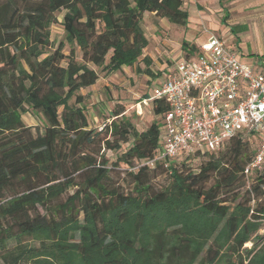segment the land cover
<instances>
[{"label":"trees","instance_id":"obj_1","mask_svg":"<svg viewBox=\"0 0 264 264\" xmlns=\"http://www.w3.org/2000/svg\"><path fill=\"white\" fill-rule=\"evenodd\" d=\"M185 2L0 0V264H264V163L245 173L259 135L195 151L209 156L197 169L189 156L149 165L163 144L167 103L150 101L159 121L145 130L123 107L91 128L78 94L99 82L98 70L114 74L141 58L154 75L142 20L185 26ZM60 13L65 42L55 46ZM183 46L186 59L199 51ZM29 109L44 117L43 132L24 122ZM119 167L128 192L111 183ZM160 174L169 183L157 190Z\"/></svg>","mask_w":264,"mask_h":264},{"label":"rangeland","instance_id":"obj_2","mask_svg":"<svg viewBox=\"0 0 264 264\" xmlns=\"http://www.w3.org/2000/svg\"><path fill=\"white\" fill-rule=\"evenodd\" d=\"M185 9L189 12L185 26L172 24L167 19L152 14H146L142 20V27L149 39L144 55L151 58L150 70L154 75L143 72L147 66L141 58L133 67H126L114 74L106 75L98 70L99 82L78 93L84 97L82 105L89 112L91 128H99L104 123L112 122L110 115L115 108L121 107L138 130H145L154 121H159V117L142 100L146 95L153 96L160 82L186 59L184 42L200 47L210 37L216 36L244 64L252 66L264 58V0H186ZM62 18L63 13H60L59 23L52 25L50 29L55 46L65 42ZM65 52L69 54V45H66ZM117 102L122 103V106H116ZM74 103L75 98L70 101V104ZM23 119L27 126L32 127L34 133L45 130L46 121L41 114L29 109ZM160 129L165 130L163 121ZM257 146V140L251 142V149H256ZM115 154L106 152L111 159ZM188 156L189 166L193 169L209 159L207 154L194 152L181 154L175 159L178 163H184ZM123 169L119 167L111 173V183L128 192L132 185ZM168 183L169 177L160 174L154 179L153 186L160 190ZM250 185L249 182L240 193L245 194Z\"/></svg>","mask_w":264,"mask_h":264},{"label":"built area","instance_id":"obj_3","mask_svg":"<svg viewBox=\"0 0 264 264\" xmlns=\"http://www.w3.org/2000/svg\"><path fill=\"white\" fill-rule=\"evenodd\" d=\"M153 99L164 100L169 109L162 147L147 164L199 150L217 152L239 135L257 134L261 142L245 173L263 165L264 58L257 67L244 64L212 36L143 103Z\"/></svg>","mask_w":264,"mask_h":264},{"label":"crops","instance_id":"obj_4","mask_svg":"<svg viewBox=\"0 0 264 264\" xmlns=\"http://www.w3.org/2000/svg\"><path fill=\"white\" fill-rule=\"evenodd\" d=\"M260 63H261V61L259 62V63H257V64H254V65H252V66H255V67H257V66H259L260 65ZM165 79V78H164ZM164 79L162 80V82L164 81ZM162 82H160V84L162 83ZM159 84V85H160Z\"/></svg>","mask_w":264,"mask_h":264}]
</instances>
